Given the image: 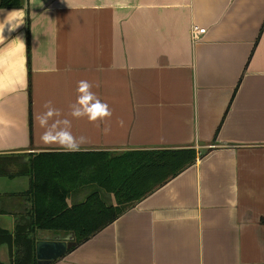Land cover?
I'll list each match as a JSON object with an SVG mask.
<instances>
[{
	"label": "crops",
	"instance_id": "crops-1",
	"mask_svg": "<svg viewBox=\"0 0 264 264\" xmlns=\"http://www.w3.org/2000/svg\"><path fill=\"white\" fill-rule=\"evenodd\" d=\"M10 19L23 24L10 30ZM193 27L205 32L195 39ZM81 80L110 118L71 117ZM49 101L87 138L78 152L197 153L49 264H264V0H25L0 9L2 173L3 156L18 157L0 175V229L10 234L29 206L30 178L14 166L63 152L41 141ZM86 194L79 188L67 201ZM14 256V245L0 244V264Z\"/></svg>",
	"mask_w": 264,
	"mask_h": 264
},
{
	"label": "trees",
	"instance_id": "trees-1",
	"mask_svg": "<svg viewBox=\"0 0 264 264\" xmlns=\"http://www.w3.org/2000/svg\"><path fill=\"white\" fill-rule=\"evenodd\" d=\"M24 5L25 0H0V9ZM17 158L3 156L0 175L7 174L6 166H13L9 159ZM196 158L194 149L29 154L27 163L14 166L17 175L30 178L25 193L27 217L22 225L17 224L14 234L0 229V244L14 245L11 264H37L36 233L49 231L71 234L68 253L191 166ZM82 187L87 189L84 199L69 205L70 194Z\"/></svg>",
	"mask_w": 264,
	"mask_h": 264
},
{
	"label": "clouds",
	"instance_id": "clouds-1",
	"mask_svg": "<svg viewBox=\"0 0 264 264\" xmlns=\"http://www.w3.org/2000/svg\"><path fill=\"white\" fill-rule=\"evenodd\" d=\"M23 24V20L12 26L11 19L6 25H10V30H14ZM5 25V26H6ZM24 47L23 42L17 45L18 49ZM93 85L87 80H81L77 86V98L73 105H71L70 115L73 118L79 119L86 117L89 122L104 121L110 118L112 112L107 103H104L100 98L91 91ZM46 111L39 117L40 127L44 129L41 136V141L45 145L55 144L59 146V150L63 152H78L81 146L87 143V138L84 136H75L71 131V120L61 118V110L51 106L49 101L44 105ZM51 121V123H50ZM105 133L110 131L109 128L104 129Z\"/></svg>",
	"mask_w": 264,
	"mask_h": 264
},
{
	"label": "water",
	"instance_id": "water-1",
	"mask_svg": "<svg viewBox=\"0 0 264 264\" xmlns=\"http://www.w3.org/2000/svg\"><path fill=\"white\" fill-rule=\"evenodd\" d=\"M69 237L49 239L37 233L35 256L37 264H49L66 254Z\"/></svg>",
	"mask_w": 264,
	"mask_h": 264
},
{
	"label": "built area",
	"instance_id": "built-area-1",
	"mask_svg": "<svg viewBox=\"0 0 264 264\" xmlns=\"http://www.w3.org/2000/svg\"><path fill=\"white\" fill-rule=\"evenodd\" d=\"M205 32V29L203 28H198V27H193L192 28V35L193 38H197L199 34H203Z\"/></svg>",
	"mask_w": 264,
	"mask_h": 264
}]
</instances>
